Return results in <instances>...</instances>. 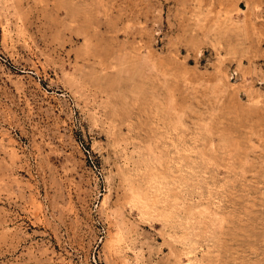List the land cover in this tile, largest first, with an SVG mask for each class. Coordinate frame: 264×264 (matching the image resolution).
Returning <instances> with one entry per match:
<instances>
[{
  "label": "rangeland",
  "instance_id": "obj_1",
  "mask_svg": "<svg viewBox=\"0 0 264 264\" xmlns=\"http://www.w3.org/2000/svg\"><path fill=\"white\" fill-rule=\"evenodd\" d=\"M0 264H264V0H0Z\"/></svg>",
  "mask_w": 264,
  "mask_h": 264
},
{
  "label": "built area",
  "instance_id": "obj_2",
  "mask_svg": "<svg viewBox=\"0 0 264 264\" xmlns=\"http://www.w3.org/2000/svg\"><path fill=\"white\" fill-rule=\"evenodd\" d=\"M86 153H88V151L85 150Z\"/></svg>",
  "mask_w": 264,
  "mask_h": 264
}]
</instances>
